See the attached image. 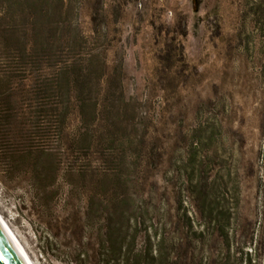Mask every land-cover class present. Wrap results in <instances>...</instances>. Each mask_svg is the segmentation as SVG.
I'll list each match as a JSON object with an SVG mask.
<instances>
[{
	"label": "rangeland",
	"instance_id": "374dc122",
	"mask_svg": "<svg viewBox=\"0 0 264 264\" xmlns=\"http://www.w3.org/2000/svg\"><path fill=\"white\" fill-rule=\"evenodd\" d=\"M69 2L84 34L101 37L102 85L116 96L117 134L132 145L117 148L124 156L107 167L106 192L89 178L76 185L61 164L59 184L75 190L69 200L61 191L57 202L67 199L77 215L90 198L106 202L117 191L131 212L143 204L167 231L180 222L185 264H264V0ZM70 114L68 150L78 126L75 107ZM49 138L39 144L55 161L60 151ZM28 186L25 177L9 191L0 184V213L33 264H66L38 251L30 220H49L28 203ZM219 213L223 228L216 227ZM52 214L60 217L53 232L65 234L66 212ZM97 232H84L94 250Z\"/></svg>",
	"mask_w": 264,
	"mask_h": 264
},
{
	"label": "trees",
	"instance_id": "16d2710c",
	"mask_svg": "<svg viewBox=\"0 0 264 264\" xmlns=\"http://www.w3.org/2000/svg\"><path fill=\"white\" fill-rule=\"evenodd\" d=\"M69 1L0 0L7 3L0 5V184L9 191L16 177L27 178L28 203L49 220L38 226L30 220L38 251L46 258L66 264H185L179 254L184 244L180 222L167 231L166 223L146 217L143 204L131 212L117 191L106 202L90 198L77 215L68 210V194L75 188L59 184L61 164L68 163L63 175L75 176L76 185L89 178L106 192L107 167L119 165V156H124L117 148L132 145L118 136L116 96L102 85L107 64L101 37L95 30L91 36L84 34ZM74 107L78 126L68 150L64 143ZM48 137L60 151L55 161L39 144ZM111 185L117 189L116 180ZM61 191L68 198H62L63 205L57 202ZM57 209L66 212L65 234L52 229L53 220L60 223L52 214ZM187 220L185 228L192 229ZM221 220L219 213L216 227H224ZM96 226L94 250L84 232ZM142 234L144 249H138Z\"/></svg>",
	"mask_w": 264,
	"mask_h": 264
},
{
	"label": "water",
	"instance_id": "95a60500",
	"mask_svg": "<svg viewBox=\"0 0 264 264\" xmlns=\"http://www.w3.org/2000/svg\"><path fill=\"white\" fill-rule=\"evenodd\" d=\"M0 264H28L0 224Z\"/></svg>",
	"mask_w": 264,
	"mask_h": 264
},
{
	"label": "bare ground",
	"instance_id": "6f19581e",
	"mask_svg": "<svg viewBox=\"0 0 264 264\" xmlns=\"http://www.w3.org/2000/svg\"><path fill=\"white\" fill-rule=\"evenodd\" d=\"M0 224L2 225V227L4 228V230L6 231V233L8 234L9 238L12 240V242L18 248V250L25 257V259L27 260L28 264H33V262L31 261L30 257L28 256L26 250L23 248V246L20 243V241L18 240V238L15 236V234L13 233V231L11 230V228L9 227V225L6 223V221L3 218V216L1 215V213H0Z\"/></svg>",
	"mask_w": 264,
	"mask_h": 264
}]
</instances>
